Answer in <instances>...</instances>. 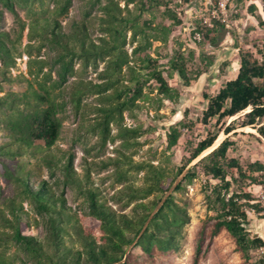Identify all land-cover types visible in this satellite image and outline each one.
<instances>
[{"label":"trees","instance_id":"trees-1","mask_svg":"<svg viewBox=\"0 0 264 264\" xmlns=\"http://www.w3.org/2000/svg\"><path fill=\"white\" fill-rule=\"evenodd\" d=\"M72 1L55 0L51 15L34 17L28 24L29 40H37L40 49L51 46L56 50L54 63L45 73L48 77L39 82V88L33 90L30 96L14 92L0 96V107L7 109L1 121L10 130L11 137L9 142L0 144L1 173L5 180L14 181L20 194L29 200L31 209L40 215L49 240L25 234L32 222L39 225L40 221L30 215L23 201L0 191V242H15L28 259L39 264H175L174 255L181 247L183 231L190 216L187 209L175 201L174 195L166 197V194L186 171L176 186L177 190L184 188L185 183H192L200 174L208 179V183L210 180L217 181L208 184L216 214L197 224L192 264H202L211 245L223 234L231 238L240 264H264V254L253 257V251L264 247V240L250 228L248 215L251 208L259 209L253 203L254 195L249 188L264 183V163L255 161L244 166L238 158L229 156V150L236 144L232 136L237 134L238 128H254L264 137V43L256 46V51L239 48L237 76L223 84L216 94L207 96L208 104L203 111L202 123L210 125L215 120L220 129L209 130L206 137L192 147L190 155L170 183H166L167 172L163 168L149 161L134 162L132 156L123 153L122 161L128 168L120 170L121 178L126 177L129 168L146 170V174L142 184L131 182L119 189L118 198L132 200L153 195L147 201L137 202L133 213L115 210L102 200L97 190L87 188L91 219L94 221V227L88 230L80 223L77 213L71 211L65 196L57 194L50 182L42 180L38 185L31 186L32 172L16 164L18 161L15 158L27 154L32 148L48 150L44 152L42 161L51 176H54L55 168H61L67 181H80L73 166V156L63 161L51 150L62 129L58 113L66 106V101L61 104L56 100L57 95L53 94L62 88L69 76L74 75L77 61L84 69L89 66L98 69L99 62L106 63L98 74L103 82L81 79L72 93L77 109L82 108V99L87 93L98 94L101 105L89 109L99 117L94 131L103 144L122 137L125 144L130 145L142 133L139 127L124 125L125 111L144 107L139 100L154 104L159 111L164 99L174 101L179 97L160 69L158 58L151 54L155 41L167 43L172 26L182 25L177 11L179 0H125L124 7L117 0H108L102 7L107 16L102 19L101 29L106 35L97 38L91 34L88 18L91 10L102 0H88L84 18L73 20L68 30H63L59 17L68 15ZM232 1L239 4L242 0ZM260 1L264 14V0ZM130 4L133 6L130 7ZM1 6L14 11V1L0 0V77L11 79L10 73L18 58L17 39L1 28L4 19ZM157 8H164L163 16L171 24H154L151 19L143 18L146 12ZM259 24L264 25V17L259 19ZM219 26L225 27L222 24ZM219 26L205 28L203 32L194 24L192 36L196 38L197 34L203 33L205 39H213ZM127 44L133 46L131 53L126 48ZM35 61L30 59V63ZM43 68L44 64L39 66L36 77ZM170 68L186 87L206 72L198 70L193 78L189 77V68L182 54L170 61ZM53 69L58 75L56 80L51 77ZM124 71L129 74L127 79ZM150 82H154V87L149 86ZM148 86L152 91L157 90L156 96L151 94L153 92L145 93L144 89ZM112 124L117 126V134H112ZM221 130L225 134L221 143L204 155L215 144ZM181 135L182 130L171 127L167 134L168 147L177 145ZM37 142H41L42 146H38ZM76 242L81 244L80 248ZM134 247H139L141 253L137 254ZM0 264L17 263L0 253Z\"/></svg>","mask_w":264,"mask_h":264},{"label":"rangeland","instance_id":"rangeland-1","mask_svg":"<svg viewBox=\"0 0 264 264\" xmlns=\"http://www.w3.org/2000/svg\"><path fill=\"white\" fill-rule=\"evenodd\" d=\"M13 1L14 11L1 6L4 10L1 28L9 31L12 37L17 39L18 58L16 66L11 70V79L0 77V96L7 92L27 93L30 96L33 90L39 88V82L43 81L46 76L48 77L45 73L49 72L51 64L54 63L56 50L51 46L40 49V43L37 40H29L28 24L34 17L51 15L55 0ZM87 1H72L68 15L59 17L63 30H68L73 20L84 18ZM117 1L124 7L125 0ZM188 1H177L179 7L176 9L182 19V25L172 26L173 31L169 41L167 43L155 41L151 50L152 56L158 58L159 67L171 88L179 93V97L174 101L164 99L159 111H156L154 104L144 100L138 101L144 105L142 109L125 111L124 125L129 128L139 127L142 129V133L137 136L135 141L126 145L124 139L118 137L115 141L109 140L105 144L102 143L100 136L94 131L99 117L97 113L89 109L101 105L98 94L87 93L82 99V108L77 109L74 106L72 93L75 85L78 84L77 82L81 79L94 83L103 82L98 74L106 66V63L101 61L98 69L92 66L84 69L81 62L77 61L74 75L69 76L62 88L57 89L53 94L57 95L56 100L61 104L66 101V106L63 111L58 113L62 119V129L59 140L51 150L58 158H63V161L73 156V166L80 181L74 182L70 179L67 181L61 168H55L54 176H51L48 167L42 161L44 152H48L47 149L40 151L39 148H32L27 154L18 155L15 158L18 161L16 164H21L25 170L32 172L30 175L31 186L38 185L42 180L50 182L57 194L65 196L71 211L77 213L80 223L88 230L94 227V221L91 219L87 188L97 190L103 201H106L115 210L126 213H133L137 202L153 198V195L147 198L137 197L132 200L126 197L118 198L117 191L119 189L131 182L136 185L142 184L146 174V170L138 171L129 168L126 177L121 178L120 170L128 168V165L122 161L124 159L123 153L132 156L134 162L149 161L163 168L167 172L166 183H170L185 158L190 155L192 147L204 139L209 130L217 131L220 129L219 126L215 125V120L210 125L202 123L203 111L208 104L207 96L216 94L223 84L237 76L239 48L256 51V46H261L264 43V25H260L259 21L258 29L251 27L245 32L244 30H237L234 21L243 15L239 8L237 12L232 13L233 23L230 27H221L219 26L221 24H218L219 27L213 39H205L203 33L197 34L194 38L192 36L194 24L202 28L203 32L205 28H210L203 23V17L208 12L184 19ZM107 2L108 0H102L91 10V16L88 19L93 38L106 35L101 26L103 24L102 19L107 16L102 7ZM132 6L133 4H130V7ZM163 11L164 8L154 9L146 12L143 18L151 19L154 24H171L163 16ZM126 48L131 53L133 46L127 44ZM179 54H182L186 59L189 77L193 78L198 70L206 71L197 80L193 79L189 87H186L178 74L170 68V61ZM32 58L36 61L30 63ZM42 64H44V68L36 77L39 66ZM124 73H126L125 78L127 79L129 74L125 71ZM51 77L52 80L58 79L55 69L52 70ZM128 82L125 80L126 84H129ZM149 86L154 87V82H150ZM149 86L145 87V93L153 92L151 94L156 96L157 90L152 91ZM6 112L5 107H0V144L11 140L10 130L5 128L1 121ZM111 127L112 134H117V126L112 124ZM171 127L182 130V135L177 145L168 147L167 134ZM236 132L237 134L232 136L236 144L229 150V156L238 158L244 166L255 161L264 163V137L256 129L248 130L246 127L238 128ZM224 137L225 134L221 130L218 138ZM39 143L41 142L36 144ZM38 146L42 145L39 144ZM185 173L186 171L175 180L166 194V197L170 194L174 195L175 201L186 208L190 216V221L183 231L181 247L174 255L175 264H192L193 239L197 224L207 216L216 214V209H213L214 197L208 184H215L217 181L210 180L208 183V179L200 174L192 183H185L184 188L177 190L176 186ZM256 185L264 186V183L254 184L250 186L249 190H254ZM0 191L23 201L24 207L30 212V215L35 216L40 221L39 225L32 222V225L25 230V234L38 236L48 241L42 218L36 214L35 210L31 209L29 200L24 199L23 195L20 194L14 181L4 179L1 169ZM0 206L2 207L1 201ZM248 215L252 224L254 216L251 213ZM250 228L252 229V225ZM75 244L78 248L81 247L79 242ZM134 245L135 242L129 250ZM134 251L137 254L141 253L139 247H134ZM0 253L14 259L17 264H39L28 259L18 244L13 241L0 242ZM252 253L253 257L257 258L262 254V251L258 249ZM239 262L240 257L234 250L231 238L227 234H223L216 238L211 245L207 258L202 264H240Z\"/></svg>","mask_w":264,"mask_h":264},{"label":"crops","instance_id":"crops-1","mask_svg":"<svg viewBox=\"0 0 264 264\" xmlns=\"http://www.w3.org/2000/svg\"><path fill=\"white\" fill-rule=\"evenodd\" d=\"M215 3L216 0H189L187 3L188 6L185 8L184 19L187 17H196L199 14L209 12V10L215 6ZM232 8L233 13L237 12L238 8L241 9L243 13L240 18L234 21L235 27L238 28L237 30H244L245 32L246 29H250L251 27L258 29V21L261 17H264L262 2L260 0H242L239 4L233 2ZM190 27H192V25H190ZM237 63L240 66L239 59ZM253 216L254 220L251 224L252 230L259 233L264 240V218L259 217L258 215ZM256 220L257 222L255 223Z\"/></svg>","mask_w":264,"mask_h":264},{"label":"built area","instance_id":"built-area-1","mask_svg":"<svg viewBox=\"0 0 264 264\" xmlns=\"http://www.w3.org/2000/svg\"><path fill=\"white\" fill-rule=\"evenodd\" d=\"M233 1L232 0H216L215 6L209 10L208 14L203 17V23L210 28L217 26L218 24L230 27L233 23ZM256 189L252 190L254 195L253 203L259 206V209L253 207L249 212L253 215H258L264 218V186L257 185ZM262 254H264V247L261 248Z\"/></svg>","mask_w":264,"mask_h":264},{"label":"bare ground","instance_id":"bare-ground-1","mask_svg":"<svg viewBox=\"0 0 264 264\" xmlns=\"http://www.w3.org/2000/svg\"><path fill=\"white\" fill-rule=\"evenodd\" d=\"M246 110H247V109H246ZM246 128H248V130H254V128H250V127H246ZM222 140H223V138H218V139L216 140L215 144H214L212 147H210L208 150H206V151L204 152V155L207 154V153H209L210 151H212L216 146H218V144H219Z\"/></svg>","mask_w":264,"mask_h":264},{"label":"water","instance_id":"water-1","mask_svg":"<svg viewBox=\"0 0 264 264\" xmlns=\"http://www.w3.org/2000/svg\"><path fill=\"white\" fill-rule=\"evenodd\" d=\"M220 143H221V142H220ZM220 143H219V144H220ZM219 144H218V145H219ZM216 147H217V146H216ZM216 147H215V148H216Z\"/></svg>","mask_w":264,"mask_h":264}]
</instances>
